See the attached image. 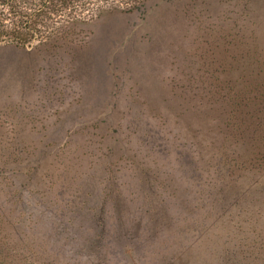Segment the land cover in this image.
Wrapping results in <instances>:
<instances>
[{
    "label": "rangeland",
    "instance_id": "obj_1",
    "mask_svg": "<svg viewBox=\"0 0 264 264\" xmlns=\"http://www.w3.org/2000/svg\"><path fill=\"white\" fill-rule=\"evenodd\" d=\"M106 2L0 44V264H264V0Z\"/></svg>",
    "mask_w": 264,
    "mask_h": 264
},
{
    "label": "trees",
    "instance_id": "obj_2",
    "mask_svg": "<svg viewBox=\"0 0 264 264\" xmlns=\"http://www.w3.org/2000/svg\"><path fill=\"white\" fill-rule=\"evenodd\" d=\"M92 1L0 0V44L26 47L36 41L39 46L52 49H75L84 41L80 36L84 33L81 25L99 18L106 9H117L110 5L95 10L89 6Z\"/></svg>",
    "mask_w": 264,
    "mask_h": 264
}]
</instances>
